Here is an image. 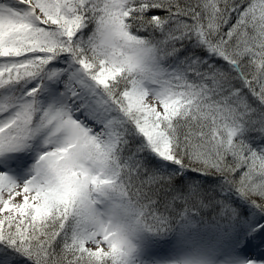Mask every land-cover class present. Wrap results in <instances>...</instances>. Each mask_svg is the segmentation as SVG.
Masks as SVG:
<instances>
[{
    "label": "snow or ice",
    "instance_id": "snow-or-ice-1",
    "mask_svg": "<svg viewBox=\"0 0 264 264\" xmlns=\"http://www.w3.org/2000/svg\"><path fill=\"white\" fill-rule=\"evenodd\" d=\"M0 264H264V0H0Z\"/></svg>",
    "mask_w": 264,
    "mask_h": 264
}]
</instances>
